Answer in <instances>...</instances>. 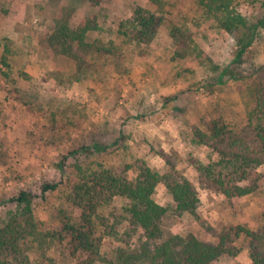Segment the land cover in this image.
<instances>
[{"label": "rangeland", "instance_id": "obj_1", "mask_svg": "<svg viewBox=\"0 0 264 264\" xmlns=\"http://www.w3.org/2000/svg\"><path fill=\"white\" fill-rule=\"evenodd\" d=\"M162 1L160 8L151 0H105L100 6L87 0H0V224L11 211L19 212L11 199L22 190L35 195L33 217L42 233L59 228L61 211L77 218L79 209L67 202L70 165L132 178L143 166L164 175L172 159L178 173L197 185L201 202L196 214L175 213L172 197L159 185L156 199L170 208L161 221L164 239H173L179 253L190 233L215 244L227 235L235 255H223L214 264H252L250 242L235 229L260 232L264 227V166L240 184L251 187L250 194L228 199L199 185L191 160L219 159L197 137L211 134L214 121L226 127L225 136L232 131L253 138L249 115L256 107L255 92L264 90V29L238 60L235 36L198 0ZM233 6L251 25L262 15L257 0H233ZM138 7L164 19L149 45L119 32ZM84 18L100 27L88 41L113 42V54L87 52L74 43L71 56L53 47L60 22L77 28ZM176 29L185 37L175 36ZM95 143L109 148L101 153L85 148ZM63 161L68 167L61 170ZM49 182L60 185L42 196L41 185ZM126 204L115 198L101 210L115 235L124 234L128 242L106 237L102 252L109 256L114 246L132 252L146 243L128 224ZM31 239L21 242L22 256L0 253V264L77 263L65 244L50 242L39 253L32 243L23 244Z\"/></svg>", "mask_w": 264, "mask_h": 264}, {"label": "trees", "instance_id": "obj_2", "mask_svg": "<svg viewBox=\"0 0 264 264\" xmlns=\"http://www.w3.org/2000/svg\"><path fill=\"white\" fill-rule=\"evenodd\" d=\"M87 1L100 6L105 0ZM151 1L160 8L163 6L162 0ZM257 1L261 3L262 15L251 25L233 6V0H198L208 15L218 19L221 28L235 36L238 60L242 59L255 42L258 29H264V0ZM163 20V17L138 7L131 19L121 22L119 32L129 41L149 45L155 40ZM99 29L98 23L91 18H84L77 28H72L68 22H60L52 37V45L56 50L61 48L63 54L71 56H74V43L87 52L113 54L116 49L113 42L107 43L102 39L88 41L89 33ZM179 33L183 35L180 29L173 32L175 36ZM6 51L8 52L7 48ZM2 64L9 67L6 59H3ZM255 97L256 107L249 115L254 129L253 138L232 131H228V136H225L227 129L218 121L213 122L211 134L197 133L199 142L213 147L219 158L208 164L196 159L191 160L198 171V183L205 190L228 199L243 197L252 192L251 187L240 184L251 179L254 170L264 166V90L255 92ZM85 148L101 153L109 147L95 143ZM167 162L170 163V171L164 175L143 166L132 178L106 168L92 170L84 169L78 164L70 165L71 174L68 181L71 191L67 202L79 209L80 215L73 218L66 211H61L59 228L49 233L50 235L38 229L33 217L32 204L35 195L27 190L20 191L11 199V202L18 205L19 212L11 211L8 221L0 224V253L10 251L16 256H22L24 249L21 242L32 237L33 239L23 244L32 243L39 253L40 248L50 242L56 245L65 244L69 256L76 260V264H214L223 255H235L228 247L227 235L215 244L204 242L190 233L182 239L179 253L175 252L173 239H164L161 221L170 208L157 201L158 186L163 184L172 197L175 213L196 214L201 202L197 185L178 173L172 159ZM59 167L61 170L68 167L66 161L61 162ZM59 185L60 183H43L41 195L57 190ZM115 198L127 201L124 207L126 220L135 233L142 234L146 243L142 249L132 252L123 245L114 246L113 254L109 256L102 252L106 237L114 236L119 242L128 244L124 234L115 235V226L101 213ZM24 225L27 227H23ZM242 234H245L250 242L252 264H264V227L260 232L251 231L244 226L237 227L235 235ZM47 236H50L49 240Z\"/></svg>", "mask_w": 264, "mask_h": 264}]
</instances>
